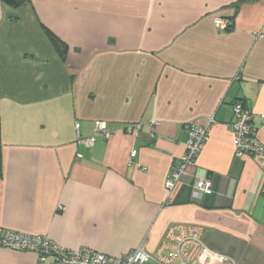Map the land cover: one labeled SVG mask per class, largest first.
<instances>
[{"label":"crops","instance_id":"1","mask_svg":"<svg viewBox=\"0 0 264 264\" xmlns=\"http://www.w3.org/2000/svg\"><path fill=\"white\" fill-rule=\"evenodd\" d=\"M217 17L230 28L216 29ZM238 99L264 144V0H0V227L119 256L154 252L180 222L234 264H264V167L234 154ZM211 116L208 140L163 204L186 125ZM94 120L110 136L77 142ZM134 122L136 134L123 130ZM197 178L210 194H193ZM0 264L51 263L0 247Z\"/></svg>","mask_w":264,"mask_h":264},{"label":"built area","instance_id":"2","mask_svg":"<svg viewBox=\"0 0 264 264\" xmlns=\"http://www.w3.org/2000/svg\"><path fill=\"white\" fill-rule=\"evenodd\" d=\"M218 30H227L231 22L228 18L217 17L213 21ZM232 144L236 156L249 155L259 168L264 167V144L256 136L254 119L256 114L241 100H235L231 105ZM262 117V115H260ZM215 122L208 117L202 124L190 122L187 124L188 138L185 142V151L179 161L169 171L164 187L166 197L163 204L171 202V192L181 182L186 174V168L194 165L199 152L208 140L210 127ZM151 127L157 124L156 120H148ZM93 134L81 138L77 134V142L85 146L93 145L96 136L108 138L111 132L106 128L105 122L94 120ZM78 131L79 123L74 122ZM142 127L140 122L126 125L123 130L136 134ZM136 155L135 150L130 151V157ZM193 194L201 196L210 194V180L197 178L192 182ZM264 192V188H262ZM61 209V206H58ZM0 247L17 251H30L36 254L38 261L51 264H204L203 257L227 260L234 264L226 255L210 250L201 238V228L197 225L175 222L170 224L154 252L143 250L140 246L129 250L119 256H110L98 250L81 246L76 249L61 246L41 234H28L0 227Z\"/></svg>","mask_w":264,"mask_h":264},{"label":"trees","instance_id":"3","mask_svg":"<svg viewBox=\"0 0 264 264\" xmlns=\"http://www.w3.org/2000/svg\"><path fill=\"white\" fill-rule=\"evenodd\" d=\"M10 3H12L13 5H19L21 2H23L24 0H7ZM231 22V20H230ZM45 32L48 35V37L50 38L54 49L59 53V55H64V53L67 50V46L66 44L59 40V38L48 28L45 27ZM0 167H1V161H0Z\"/></svg>","mask_w":264,"mask_h":264}]
</instances>
